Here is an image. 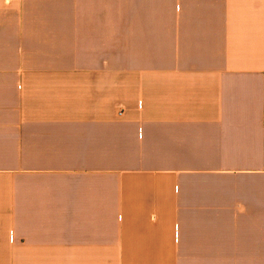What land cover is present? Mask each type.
<instances>
[{"label":"crops","instance_id":"1","mask_svg":"<svg viewBox=\"0 0 264 264\" xmlns=\"http://www.w3.org/2000/svg\"><path fill=\"white\" fill-rule=\"evenodd\" d=\"M0 264H264V0H0Z\"/></svg>","mask_w":264,"mask_h":264}]
</instances>
